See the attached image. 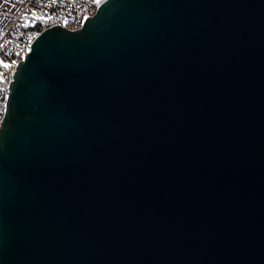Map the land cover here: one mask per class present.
<instances>
[{"label": "water", "instance_id": "1", "mask_svg": "<svg viewBox=\"0 0 264 264\" xmlns=\"http://www.w3.org/2000/svg\"><path fill=\"white\" fill-rule=\"evenodd\" d=\"M8 90L0 264H264V0H102Z\"/></svg>", "mask_w": 264, "mask_h": 264}, {"label": "built area", "instance_id": "2", "mask_svg": "<svg viewBox=\"0 0 264 264\" xmlns=\"http://www.w3.org/2000/svg\"><path fill=\"white\" fill-rule=\"evenodd\" d=\"M102 0H0V119L14 65L46 28H79ZM8 67H5V65Z\"/></svg>", "mask_w": 264, "mask_h": 264}, {"label": "snow or ice", "instance_id": "3", "mask_svg": "<svg viewBox=\"0 0 264 264\" xmlns=\"http://www.w3.org/2000/svg\"><path fill=\"white\" fill-rule=\"evenodd\" d=\"M5 67H8V65L6 64Z\"/></svg>", "mask_w": 264, "mask_h": 264}]
</instances>
